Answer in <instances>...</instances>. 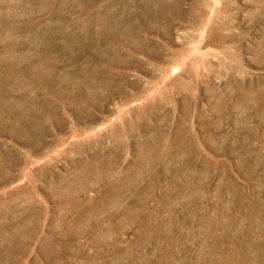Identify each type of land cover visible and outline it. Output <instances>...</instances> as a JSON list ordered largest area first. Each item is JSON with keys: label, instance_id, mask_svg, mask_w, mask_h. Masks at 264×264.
<instances>
[{"label": "rangeland", "instance_id": "374dc122", "mask_svg": "<svg viewBox=\"0 0 264 264\" xmlns=\"http://www.w3.org/2000/svg\"><path fill=\"white\" fill-rule=\"evenodd\" d=\"M0 264H264V0H0Z\"/></svg>", "mask_w": 264, "mask_h": 264}]
</instances>
